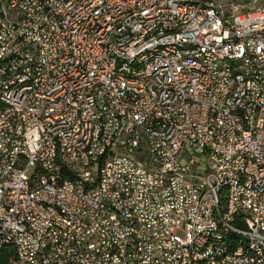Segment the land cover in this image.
I'll return each instance as SVG.
<instances>
[{"label":"built area","instance_id":"built-area-1","mask_svg":"<svg viewBox=\"0 0 264 264\" xmlns=\"http://www.w3.org/2000/svg\"><path fill=\"white\" fill-rule=\"evenodd\" d=\"M38 2L29 10L28 0H9L0 25L7 264H264V0H92L69 15L53 1L54 25ZM132 4L142 12L126 15ZM88 14L95 25L77 42ZM178 15L192 22L173 31ZM104 28H113L117 57H102ZM114 28L128 36L114 38ZM31 37L44 39L49 67L24 54ZM62 38L74 42V55ZM30 60L38 77L27 76ZM35 97L50 107L35 106ZM86 124H94L93 146Z\"/></svg>","mask_w":264,"mask_h":264},{"label":"bare ground","instance_id":"bare-ground-1","mask_svg":"<svg viewBox=\"0 0 264 264\" xmlns=\"http://www.w3.org/2000/svg\"><path fill=\"white\" fill-rule=\"evenodd\" d=\"M17 2H26V0H16ZM45 1V7H40V14L42 20L47 25H54L56 22V15L48 7H53V1L60 4L61 15H69L70 13H79L92 0H28L29 10H39V2ZM9 6V0H1L0 4V25L3 23L5 16V7ZM142 12V4H132L126 8V15H134V13ZM96 14H88L87 22L80 28L77 33V42H85L92 31V26L95 25ZM192 22V15H178L175 22L172 23L173 31H180L185 24ZM159 24V16H152L150 19V26H157ZM113 36V28H104L103 39L100 42V50L102 57L111 58L117 57V49H113L111 37ZM128 36V28H114V38H125ZM62 46L65 49L66 55H74V42L69 38H62ZM23 52L27 58L40 57V66L49 67L50 56H44V39L38 37H31V44H23ZM75 55H82V48H75ZM158 50H149V58H157ZM51 58L53 60H61V65H69V58H61V52L51 51ZM125 64H132V56H124ZM0 66H2V59H0ZM27 76L38 77L37 60H30L27 68ZM63 77L65 80H76L77 72L75 70H63ZM70 102H78V94L70 95ZM121 102L127 105H134V97L131 94H122ZM99 105L103 109L111 108V101L108 96L99 97ZM35 106L50 107V100H45L43 97H35ZM85 145L93 146L95 141L94 124L84 125ZM49 154H56V141H49ZM84 167H91V160H84ZM223 192L221 190H214V203L222 204ZM196 264H203V260H196Z\"/></svg>","mask_w":264,"mask_h":264},{"label":"trees","instance_id":"trees-1","mask_svg":"<svg viewBox=\"0 0 264 264\" xmlns=\"http://www.w3.org/2000/svg\"><path fill=\"white\" fill-rule=\"evenodd\" d=\"M13 253V247L4 246L0 248V264H7L10 255Z\"/></svg>","mask_w":264,"mask_h":264}]
</instances>
